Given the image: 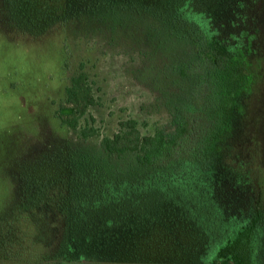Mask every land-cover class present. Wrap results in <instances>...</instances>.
Masks as SVG:
<instances>
[{
	"label": "trees",
	"instance_id": "16d2710c",
	"mask_svg": "<svg viewBox=\"0 0 264 264\" xmlns=\"http://www.w3.org/2000/svg\"><path fill=\"white\" fill-rule=\"evenodd\" d=\"M68 1L5 0V7L10 21L44 30L68 20ZM162 7L159 14L195 46L196 61L177 68L196 78L185 116H177L176 134L143 136L127 120L101 140L109 156L134 154L137 170L71 193L59 248L40 264H264V187L250 146L252 128H260L251 115L264 86V0H167ZM94 104L79 73L58 109L62 125L75 129ZM215 228L228 238L215 256L199 257L191 234L202 243Z\"/></svg>",
	"mask_w": 264,
	"mask_h": 264
},
{
	"label": "rangeland",
	"instance_id": "374dc122",
	"mask_svg": "<svg viewBox=\"0 0 264 264\" xmlns=\"http://www.w3.org/2000/svg\"><path fill=\"white\" fill-rule=\"evenodd\" d=\"M166 2L69 0L68 20L40 30L10 21L0 0V264H40L53 256L71 193L82 195L96 179L136 172L134 154L109 156L101 148L119 122L134 120L143 136L176 134L175 121L185 116V96L196 82L177 68L194 62L195 46L159 14L166 13ZM79 73L95 104L73 129L62 125L58 109ZM253 103L251 117L261 130L252 128L250 146L264 187V86ZM84 129L92 134L84 138ZM249 130L244 128L247 137ZM191 235L205 259L228 238L219 230L202 243Z\"/></svg>",
	"mask_w": 264,
	"mask_h": 264
}]
</instances>
